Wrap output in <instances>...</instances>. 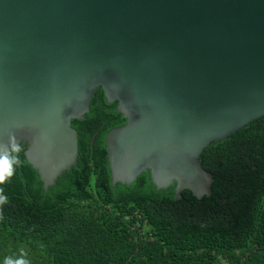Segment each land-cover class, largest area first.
<instances>
[{"label": "water", "instance_id": "95a60500", "mask_svg": "<svg viewBox=\"0 0 264 264\" xmlns=\"http://www.w3.org/2000/svg\"><path fill=\"white\" fill-rule=\"evenodd\" d=\"M101 88L127 120L114 185L150 171L176 201L211 197L205 149L264 117V0H0V148L14 136L46 191Z\"/></svg>", "mask_w": 264, "mask_h": 264}, {"label": "trees", "instance_id": "16d2710c", "mask_svg": "<svg viewBox=\"0 0 264 264\" xmlns=\"http://www.w3.org/2000/svg\"><path fill=\"white\" fill-rule=\"evenodd\" d=\"M127 120L99 89L79 134L76 165L48 191L25 149L0 193V264H264V117L201 156L213 195L159 190L144 172L113 184L106 139Z\"/></svg>", "mask_w": 264, "mask_h": 264}, {"label": "clouds", "instance_id": "9594fccd", "mask_svg": "<svg viewBox=\"0 0 264 264\" xmlns=\"http://www.w3.org/2000/svg\"><path fill=\"white\" fill-rule=\"evenodd\" d=\"M21 149L15 143V137L10 138V143L7 146L0 148V185H3L14 174V165H19L20 160L18 154ZM7 203V197L0 193V206ZM2 264H27V262L20 259H12L7 257L3 260Z\"/></svg>", "mask_w": 264, "mask_h": 264}]
</instances>
